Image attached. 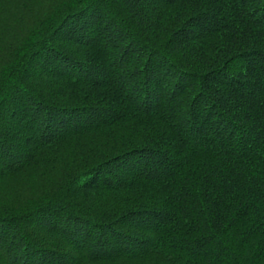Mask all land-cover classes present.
Listing matches in <instances>:
<instances>
[{"label":"trees","instance_id":"trees-1","mask_svg":"<svg viewBox=\"0 0 264 264\" xmlns=\"http://www.w3.org/2000/svg\"><path fill=\"white\" fill-rule=\"evenodd\" d=\"M0 264H264V0H0Z\"/></svg>","mask_w":264,"mask_h":264},{"label":"rangeland","instance_id":"rangeland-1","mask_svg":"<svg viewBox=\"0 0 264 264\" xmlns=\"http://www.w3.org/2000/svg\"><path fill=\"white\" fill-rule=\"evenodd\" d=\"M41 238H42L41 240H42L43 242H50V243H53V242H54L53 239H46V238H44V237H42V236H41ZM46 240H47V241H46ZM42 241H41V242H42ZM58 247H59V248H62V249L64 248L65 250H70V248H68V247H64V246H61V245H59Z\"/></svg>","mask_w":264,"mask_h":264}]
</instances>
